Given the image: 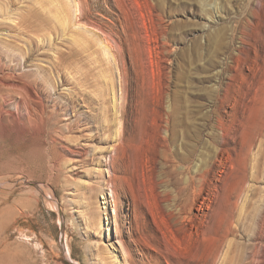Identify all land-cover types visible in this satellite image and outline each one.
<instances>
[{"label": "rangeland", "instance_id": "rangeland-1", "mask_svg": "<svg viewBox=\"0 0 264 264\" xmlns=\"http://www.w3.org/2000/svg\"><path fill=\"white\" fill-rule=\"evenodd\" d=\"M263 2L0 0V264H264Z\"/></svg>", "mask_w": 264, "mask_h": 264}, {"label": "bare ground", "instance_id": "bare-ground-1", "mask_svg": "<svg viewBox=\"0 0 264 264\" xmlns=\"http://www.w3.org/2000/svg\"><path fill=\"white\" fill-rule=\"evenodd\" d=\"M251 12L253 14V17L260 15L262 12L264 13V2L263 3H255L253 5V9L251 8ZM262 13V14H263ZM251 14V15H252ZM249 25V21L245 22V26ZM248 37V36H247ZM7 73V72H6ZM1 107V106H0Z\"/></svg>", "mask_w": 264, "mask_h": 264}]
</instances>
